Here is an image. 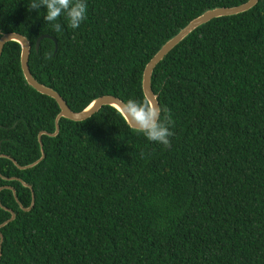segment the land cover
<instances>
[{
  "label": "trees",
  "instance_id": "1",
  "mask_svg": "<svg viewBox=\"0 0 264 264\" xmlns=\"http://www.w3.org/2000/svg\"><path fill=\"white\" fill-rule=\"evenodd\" d=\"M246 1L85 0L73 29L66 13L46 22L32 0H0V36L24 37L31 77L79 112L100 96L143 101L142 71L167 40ZM19 53L15 42L0 53V225L14 214L0 264H264V0L197 27L154 67L169 148L104 106L60 118L40 136L42 159L18 169L39 159L37 134L58 113L25 83Z\"/></svg>",
  "mask_w": 264,
  "mask_h": 264
},
{
  "label": "water",
  "instance_id": "2",
  "mask_svg": "<svg viewBox=\"0 0 264 264\" xmlns=\"http://www.w3.org/2000/svg\"><path fill=\"white\" fill-rule=\"evenodd\" d=\"M257 1L258 0H247L245 3L240 4L238 6H235V7L214 8V9L204 11L198 17L191 20L176 35H174L172 38L167 40L159 48V50L151 57V59L146 63V65L142 71L141 91H142L144 99L149 98L154 102V104L157 105L156 98L153 95V93L151 92L150 85H149L151 73H152L154 67L162 60V58L171 49H173L182 39H184L190 32H192L197 27L207 23L208 21H210L212 19L220 18V17H227V16H234V15L246 12V11L250 10L251 8H253L256 5ZM43 38H49V37L46 35H42V36L38 37L34 42V52H37L39 41ZM7 42H15L19 45V48H20L19 67H20V71H21V74H22V77H23L25 83L31 89H33L35 92H37L41 95H45V96L51 98L52 100H54V102L56 103V105L58 107V113L54 118V130H53V132L51 134L46 133V132H39L37 134V141H38L39 150H40L39 159L30 165H27L24 167H18V169L23 170V169L30 168V167L34 166L35 164H37L42 159L43 154H42V150H41L40 136L45 135L48 137H54L58 132V120L60 118L67 119V120L72 121V122H81V121L88 119L89 117H91L95 113H97L100 108H102L104 106H109V107L114 108L122 116V118L124 119L125 123L127 124V126L129 128L135 130L134 128L130 127V125L128 124V122L123 117V115L120 111V106H122V104H124V103H122L119 99H117L113 96L106 95V96L97 97V98L93 99L81 111H79V112L70 111L68 109V107L66 106L65 102L61 99V97L56 92H54L53 90H51L47 87H44L41 84H38L31 77V75L28 71V67H27V59H28V54H29V43L27 42V40L24 37H22L18 34H15V33L3 34L0 36V53H1L3 45ZM53 43H54V41H53ZM55 48H56V45L54 43V50H55ZM0 156H2V155H0ZM13 164H15V163L13 162ZM21 184L23 187H28L24 183H21ZM3 188H8V187H3ZM8 189L14 195L13 189L12 188H8ZM32 205H33V196L31 195V201H30L29 206L25 209L21 208V210L28 211V210H30ZM9 214H10L9 219H7L5 222H3L0 225V227L4 226L5 224L9 223L10 221H12L14 219V214L11 211H9ZM0 243H1V236H0Z\"/></svg>",
  "mask_w": 264,
  "mask_h": 264
},
{
  "label": "clouds",
  "instance_id": "3",
  "mask_svg": "<svg viewBox=\"0 0 264 264\" xmlns=\"http://www.w3.org/2000/svg\"><path fill=\"white\" fill-rule=\"evenodd\" d=\"M42 7L46 8V15L43 17L46 22L56 21L66 13L69 26L75 29L86 19L85 0H32L28 8L29 11L38 12ZM53 28L56 32L61 31L59 23L53 24ZM52 56L53 53H49L47 58L51 59ZM120 111L130 127L143 133L149 141L161 143L165 148L171 147L170 137L174 133L170 128L174 126V122L170 109L161 108L146 98L143 101L129 99L120 106Z\"/></svg>",
  "mask_w": 264,
  "mask_h": 264
}]
</instances>
